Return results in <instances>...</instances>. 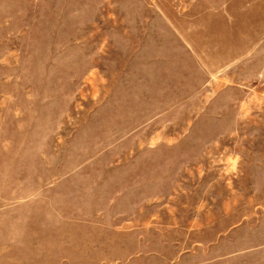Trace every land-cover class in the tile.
<instances>
[{
	"label": "rangeland",
	"instance_id": "obj_1",
	"mask_svg": "<svg viewBox=\"0 0 264 264\" xmlns=\"http://www.w3.org/2000/svg\"><path fill=\"white\" fill-rule=\"evenodd\" d=\"M0 264H264V0H0Z\"/></svg>",
	"mask_w": 264,
	"mask_h": 264
}]
</instances>
